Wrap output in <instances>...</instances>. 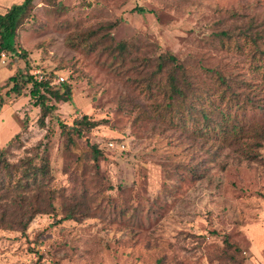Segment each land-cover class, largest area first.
<instances>
[{"label": "rangeland", "instance_id": "rangeland-1", "mask_svg": "<svg viewBox=\"0 0 264 264\" xmlns=\"http://www.w3.org/2000/svg\"><path fill=\"white\" fill-rule=\"evenodd\" d=\"M29 14L0 56V166L17 179L47 159L52 199L0 187V264H264V0H33ZM18 69L73 104L47 96L40 125L30 85L8 94ZM84 115L82 137L61 129Z\"/></svg>", "mask_w": 264, "mask_h": 264}, {"label": "trees", "instance_id": "trees-1", "mask_svg": "<svg viewBox=\"0 0 264 264\" xmlns=\"http://www.w3.org/2000/svg\"><path fill=\"white\" fill-rule=\"evenodd\" d=\"M33 6V0H23L19 4L12 5L5 13L0 14V56L5 53H15V38H16V32L19 29V27L22 25L23 20H26L28 16L30 15L29 12L32 9ZM136 12H142V9L135 7ZM112 25H110L111 27ZM121 50H123V44H120L119 46ZM24 55V54H23ZM22 58V57H21ZM263 62H264V54L262 55ZM160 64L158 67L161 69L162 64L170 61L175 62V58L171 55H162L159 57ZM264 69V64H263ZM31 86L30 96L34 99L33 105L35 107H38L40 109L41 115H40V125H44V120L47 117L48 114H51L55 107L52 105L47 104V96L53 98L54 100L58 102H64V103H71V89L69 86L64 85L62 86L63 93H60L59 90H52L50 87V82L44 79L37 80L35 79L34 75L29 74L28 72H25L23 70H17L15 73L10 76L7 80L6 86H11L9 89L8 94H15L20 96L23 88L26 86ZM173 92L180 96V92L177 90V88L172 87ZM228 90L229 87H228ZM43 92V93H41ZM4 101L0 99V111L2 106L4 105ZM95 126V123L90 121V119L84 115L81 119H75L72 123V127H68L64 124L60 123V127L64 132H75L79 137H82V131L89 130L90 128H93ZM67 129V131H66ZM13 142L10 141V145H12ZM93 157L95 160L99 156L100 152L96 149V147L91 146ZM3 152L2 147H0V153ZM37 161H34L33 159L28 162L27 168L25 169L22 176H18L17 179L15 174V170L13 168V165H10L8 163L1 164V168L4 172V179L0 182V187L2 186H8L7 188H10L11 186H14V188H25V186L29 183L32 186H34V189L37 191H40V194L36 197H34V202L32 203L34 206H38L41 204H46L45 201H49L48 206H50V200L52 199V191H45L44 189V182L45 176L48 174V162L47 159H43L41 164H36ZM20 179L24 181L26 185H22ZM46 201V202H47ZM40 212H33L32 215L29 217V220L34 215L39 214ZM67 220H75V218L72 215H66L60 221H67ZM58 221V222H60ZM26 226L22 229V235L24 236Z\"/></svg>", "mask_w": 264, "mask_h": 264}, {"label": "crops", "instance_id": "crops-1", "mask_svg": "<svg viewBox=\"0 0 264 264\" xmlns=\"http://www.w3.org/2000/svg\"><path fill=\"white\" fill-rule=\"evenodd\" d=\"M23 1V0H22Z\"/></svg>", "mask_w": 264, "mask_h": 264}]
</instances>
